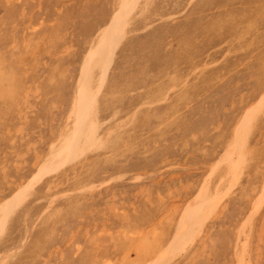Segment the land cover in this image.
<instances>
[{"label":"rangeland","instance_id":"374dc122","mask_svg":"<svg viewBox=\"0 0 264 264\" xmlns=\"http://www.w3.org/2000/svg\"><path fill=\"white\" fill-rule=\"evenodd\" d=\"M121 1L0 0V264H264V0H136L53 164Z\"/></svg>","mask_w":264,"mask_h":264},{"label":"bare ground","instance_id":"6f19581e","mask_svg":"<svg viewBox=\"0 0 264 264\" xmlns=\"http://www.w3.org/2000/svg\"><path fill=\"white\" fill-rule=\"evenodd\" d=\"M136 0H122L120 2V6H119V10L118 12L114 15L113 18H111V22L110 24L103 30V32L100 34L99 37H97L98 39H95L96 41L94 42V44L92 43V46L85 58V61H84V65H83V68H82V74L80 75V80H79V85L77 87L78 91H77V101L74 105V109L72 110L73 114L75 113V121H74V125L71 127L70 129V132L67 133L68 135H71L72 133H74L76 136H75V139L71 142H68V135L62 139L59 144V146H57V148H53V151H50L52 152L51 156H52V160H53V164L56 162L57 165L60 167L62 165H65V163H69V162H72L74 160H76L78 158V154L80 152H78V149L79 147L83 148V146L87 145V144H90L91 142H93V140L95 139V137L97 136L96 134V131H95V123H93L92 120H90V115H92V113L89 115L88 112L90 113L89 111V108L88 106H92L90 105L92 101V95L95 93V90L96 88L100 85H98L96 88L94 87V85H96L98 83V80L94 79L95 77L94 76V73H93V70L95 71L96 69H101L102 70V74H107L108 73V68L107 66L109 65L108 62L112 59L113 55H114V52L116 50V48H118V44H119V41L121 40L122 38V33L124 34V30L126 28V25H127V20L129 19L130 17V14L133 10V3L135 2ZM140 1V0H139ZM133 13V12H132ZM135 15V14H134ZM102 31V30H101ZM99 33V32H98ZM99 35V34H98ZM124 36V35H123ZM123 39V38H122ZM122 41V40H121ZM111 63V62H110ZM110 66V65H109ZM99 71V70H98ZM99 76V74H98ZM107 77V76H106ZM105 77V78H106ZM103 78V77H101ZM100 84H104V80H103V83H100ZM99 89V88H98ZM263 96V95H262ZM99 97V96H98ZM95 98V97H94ZM99 102V101H98ZM262 103V102H261ZM253 106V105H252ZM260 106V105H259ZM94 107V106H93ZM259 109V108H258ZM96 111V109H95ZM255 111V110H254ZM256 112V111H255ZM249 115V114H248ZM256 115V114H255ZM73 116V115H72ZM74 117V116H73ZM72 117V118H73ZM95 117V116H94ZM250 117V116H249ZM251 119V117H250ZM99 121V120H98ZM253 122V121H252ZM116 123V122H115ZM241 125V124H240ZM248 125V124H247ZM98 128V127H97ZM22 130V129H21ZM64 130V129H63ZM101 130V129H100ZM239 130V129H237ZM22 132V131H21ZM235 135V134H234ZM246 135V134H245ZM244 135V136H245ZM96 139L99 140L98 137H96ZM242 139V138H241ZM233 140V139H232ZM101 143V142H100ZM92 144V143H91ZM242 144V143H241ZM56 145V144H55ZM93 146V145H92ZM239 146V145H238ZM242 146V145H241ZM87 147V146H86ZM85 148V147H84ZM98 148V147H97ZM231 148V147H230ZM93 149V148H92ZM238 150L236 151V155L238 156V152H241L243 151L244 148H237ZM87 150V149H86ZM246 150V149H245ZM82 152V151H81ZM85 154V153H84ZM234 154V153H233ZM248 154V153H247ZM225 155V154H224ZM229 158L228 160H231L233 161V155L230 153L228 154ZM242 155V154H241ZM241 155L239 157H241ZM50 157V156H49ZM81 157V155H80ZM227 157V156H226ZM50 159V158H49ZM242 160V159H241ZM51 162V161H50ZM58 162H62L60 164H58ZM234 163V162H233ZM46 164V163H45ZM52 164V163H50ZM240 164V163H239ZM42 167V166H40ZM48 167V166H47ZM57 167V168H59ZM44 168V167H43ZM56 169V168H55ZM54 167L53 169H51L50 171L52 172V170H54ZM47 171V170H46ZM237 172V171H236ZM54 173V172H53ZM61 173V172H60ZM36 174V173H35ZM47 174V173H46ZM235 174V173H234ZM44 175V174H42ZM45 176V175H44ZM59 176V175H58ZM29 182V181H28ZM233 184V183H232ZM236 184V183H235ZM27 188V187H25ZM49 190V189H48ZM204 190V189H203ZM207 190V189H206ZM210 190V188H209ZM228 191V190H227ZM23 192V191H22ZM201 195L204 196V193ZM208 195V194H206ZM261 195V194H260ZM264 195V193H263ZM262 195V196H263ZM260 196V197H262ZM18 197V195H17ZM208 197V196H207ZM16 198V197H15ZM201 199L203 197H200ZM18 199V198H17ZM25 199V198H24ZM206 199V198H205ZM20 198L17 200L19 201ZM199 200V199H198ZM207 200V199H206ZM220 201V200H219ZM9 202V200H8ZM12 202V201H11ZM20 202V201H19ZM205 202V201H204ZM207 202V201H206ZM13 204V203H12ZM209 204V203H208ZM206 204V205H208ZM260 204V203H259ZM3 205V203H2ZM10 205V204H9ZM16 205V204H15ZM199 205V204H198ZM201 205V203H200ZM203 205V203H202ZM254 206V205H253ZM8 207V206H7ZM15 207V206H14ZM203 207V206H202ZM3 208V209H2ZM189 208V207H188ZM9 209V208H8ZM198 210V207L195 208V210ZM205 209V208H203ZM202 209V210H203ZM0 212H2V214L4 213V211H6L5 207H1L0 208ZM11 210V208H10ZM10 210H8L10 212ZM191 210V209H190ZM189 210V213L191 212ZM196 210V212H197ZM201 210L199 209V212ZM7 212V211H6ZM194 212V211H193ZM195 212V213H196ZM212 212V211H211ZM1 214V213H0ZM7 214V213H6ZM192 214V213H190ZM201 214V213H200ZM189 215V214H188ZM188 215H185L188 216ZM197 215V213H196ZM6 216V215H5ZM195 216V214L193 215L192 214V217ZM198 216V215H197ZM5 218V217H4ZM7 219V218H6ZM5 219V220H6ZM186 219V218H184ZM248 219V218H247ZM246 219V220H247ZM191 220V219H190ZM200 220V219H199ZM2 221L3 219L0 220V225L2 224ZM189 222V221H188ZM5 223V222H4ZM197 225H201L198 223V220H197ZM184 224V223H183ZM188 224V223H187ZM186 225V224H184ZM183 225V226H184ZM182 226V225H181ZM188 226H190L188 224ZM1 227V226H0ZM154 227V226H153ZM190 228V227H189ZM246 228V227H245ZM1 229V228H0ZM181 228L179 227V231ZM242 230V229H241ZM240 231V230H239ZM181 233V232H179ZM177 234V233H176ZM183 234V233H181ZM185 234V233H184ZM191 234V233H190ZM180 234H178L176 236V238H178ZM207 235V234H206ZM184 236V235H183ZM186 237V236H185ZM175 238V239H176ZM191 238V237H190ZM102 239V238H100ZM204 239V238H203ZM187 240V239H185ZM183 239V241H185ZM171 241V240H170ZM175 242V241H174ZM190 242V240L188 241ZM187 242V243H188ZM174 244V243H173ZM178 244V243H176ZM248 245V244H247ZM173 246V245H172ZM179 246L180 243H179ZM178 246V248H179ZM186 246V244H185ZM177 248V247H176ZM168 250V249H167ZM245 251V250H244ZM170 253V252H169ZM244 253V252H243ZM164 254V253H163ZM240 257L242 256V254L239 255ZM245 256V255H244ZM161 257V255H160ZM249 260V259H248ZM242 262V261H241ZM239 262V263H241ZM245 262V261H243ZM247 262V261H246ZM168 263V262H167Z\"/></svg>","mask_w":264,"mask_h":264}]
</instances>
